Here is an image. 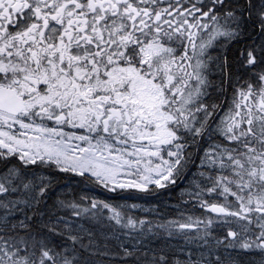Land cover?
Instances as JSON below:
<instances>
[{"label": "snow or ice", "instance_id": "6c2138e0", "mask_svg": "<svg viewBox=\"0 0 264 264\" xmlns=\"http://www.w3.org/2000/svg\"><path fill=\"white\" fill-rule=\"evenodd\" d=\"M0 264H264V0H0Z\"/></svg>", "mask_w": 264, "mask_h": 264}]
</instances>
